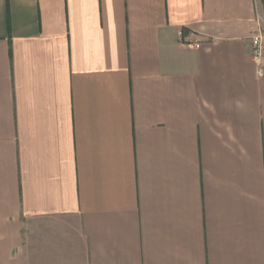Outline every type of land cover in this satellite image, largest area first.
<instances>
[{
	"label": "crops",
	"instance_id": "0c3cea01",
	"mask_svg": "<svg viewBox=\"0 0 264 264\" xmlns=\"http://www.w3.org/2000/svg\"><path fill=\"white\" fill-rule=\"evenodd\" d=\"M258 31L262 0H0V264H264Z\"/></svg>",
	"mask_w": 264,
	"mask_h": 264
},
{
	"label": "built area",
	"instance_id": "2783aa9c",
	"mask_svg": "<svg viewBox=\"0 0 264 264\" xmlns=\"http://www.w3.org/2000/svg\"><path fill=\"white\" fill-rule=\"evenodd\" d=\"M252 46V56L256 62L260 63L264 54V41L261 31H258V33L253 36ZM260 72L262 73L263 70L261 69Z\"/></svg>",
	"mask_w": 264,
	"mask_h": 264
},
{
	"label": "trees",
	"instance_id": "16d2710c",
	"mask_svg": "<svg viewBox=\"0 0 264 264\" xmlns=\"http://www.w3.org/2000/svg\"><path fill=\"white\" fill-rule=\"evenodd\" d=\"M264 3V0H262ZM7 19L9 20V10L7 11Z\"/></svg>",
	"mask_w": 264,
	"mask_h": 264
}]
</instances>
